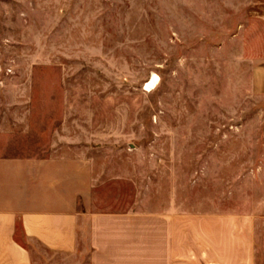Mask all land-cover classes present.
<instances>
[{
	"label": "rangeland",
	"instance_id": "1",
	"mask_svg": "<svg viewBox=\"0 0 264 264\" xmlns=\"http://www.w3.org/2000/svg\"><path fill=\"white\" fill-rule=\"evenodd\" d=\"M260 67L264 0H0V90L58 117L76 107L95 146L132 151L145 190L187 213L249 208L264 189ZM17 239L33 264H88Z\"/></svg>",
	"mask_w": 264,
	"mask_h": 264
},
{
	"label": "crops",
	"instance_id": "2",
	"mask_svg": "<svg viewBox=\"0 0 264 264\" xmlns=\"http://www.w3.org/2000/svg\"><path fill=\"white\" fill-rule=\"evenodd\" d=\"M254 82L264 95V67ZM0 94L8 101L0 104V264H33L19 235L88 264H264V189L249 208L187 213L179 197L145 190L132 151L114 158L95 146L76 107L58 117L57 108L25 105L33 91Z\"/></svg>",
	"mask_w": 264,
	"mask_h": 264
},
{
	"label": "bare ground",
	"instance_id": "3",
	"mask_svg": "<svg viewBox=\"0 0 264 264\" xmlns=\"http://www.w3.org/2000/svg\"><path fill=\"white\" fill-rule=\"evenodd\" d=\"M157 84V76L154 75V78L152 79V81H150L147 86H146V91H152L154 90L155 86Z\"/></svg>",
	"mask_w": 264,
	"mask_h": 264
}]
</instances>
